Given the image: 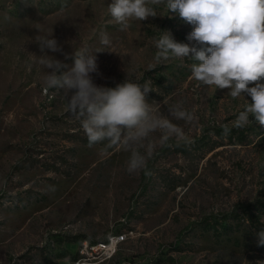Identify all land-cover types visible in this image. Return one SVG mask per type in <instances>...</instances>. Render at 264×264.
Returning a JSON list of instances; mask_svg holds the SVG:
<instances>
[{"label":"rangeland","instance_id":"374dc122","mask_svg":"<svg viewBox=\"0 0 264 264\" xmlns=\"http://www.w3.org/2000/svg\"><path fill=\"white\" fill-rule=\"evenodd\" d=\"M110 3L0 0V264H264V127H236L251 98L202 85L191 58L156 59L162 32L188 43L192 31L164 5L121 31ZM38 29H53L69 58L48 54L69 67L74 50L103 49L106 33L94 83H148L166 116L182 103L193 120L169 118L190 143L157 139L151 175L128 174L120 147H89L59 91L42 83L30 54H41Z\"/></svg>","mask_w":264,"mask_h":264},{"label":"clouds","instance_id":"9594fccd","mask_svg":"<svg viewBox=\"0 0 264 264\" xmlns=\"http://www.w3.org/2000/svg\"><path fill=\"white\" fill-rule=\"evenodd\" d=\"M159 5L191 25L192 31L186 37L188 43L177 42L170 32H162L155 42L156 59L191 58V75L196 81L228 89L234 99L251 98V102L246 99L248 103L237 115L236 127L253 121L264 127V0H111L107 8L119 30L124 31L130 21L160 16L156 11ZM34 42L41 54H30L37 57L44 70L43 85L59 91L67 111L80 122L89 147L104 144L129 153L128 174L151 175L148 161L157 139L161 143L173 139L190 143L182 127L169 118L193 120V114L182 103L170 106L166 116L156 101H148L152 91L148 83L133 82L128 76L115 87L94 83L92 74H99L97 53L110 47L106 33L100 36L103 49L74 50L71 67L48 54L60 53L69 58L53 38V29L50 34L39 30ZM256 236L258 246H264V229Z\"/></svg>","mask_w":264,"mask_h":264},{"label":"trees","instance_id":"16d2710c","mask_svg":"<svg viewBox=\"0 0 264 264\" xmlns=\"http://www.w3.org/2000/svg\"><path fill=\"white\" fill-rule=\"evenodd\" d=\"M85 142H87V143H88V141H87V140H85Z\"/></svg>","mask_w":264,"mask_h":264}]
</instances>
